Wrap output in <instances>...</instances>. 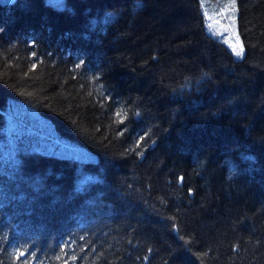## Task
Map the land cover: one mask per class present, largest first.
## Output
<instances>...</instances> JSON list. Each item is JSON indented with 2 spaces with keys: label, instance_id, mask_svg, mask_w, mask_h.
I'll list each match as a JSON object with an SVG mask.
<instances>
[{
  "label": "trees",
  "instance_id": "1",
  "mask_svg": "<svg viewBox=\"0 0 264 264\" xmlns=\"http://www.w3.org/2000/svg\"><path fill=\"white\" fill-rule=\"evenodd\" d=\"M235 4L241 59L200 0L0 4V264H264V0Z\"/></svg>",
  "mask_w": 264,
  "mask_h": 264
},
{
  "label": "rangeland",
  "instance_id": "2",
  "mask_svg": "<svg viewBox=\"0 0 264 264\" xmlns=\"http://www.w3.org/2000/svg\"><path fill=\"white\" fill-rule=\"evenodd\" d=\"M51 3L55 5H61V0H49ZM213 0H200L201 11L205 20V31L207 34L220 40L222 44H225L226 47L231 51L232 55L235 59L242 58V46L240 37L237 31L236 23H237V6L235 4V0H218V3H213ZM218 22V23H217ZM236 46V50L241 52L240 56H236L232 50V46ZM15 114L23 113L29 114L31 119H29L34 125H40L43 122V119L36 111L24 110V107L15 106L13 109ZM44 123V122H43ZM44 125V124H43ZM28 127H31L30 125ZM28 127L21 128V131L25 133V130L28 131ZM46 136V135H44ZM31 137V136H30ZM29 140V141H28ZM28 141V146L31 149H34L39 152H43L50 155H68L66 151V143L62 141L60 138H51L50 142L47 145H43L34 139H27L24 143ZM72 147L70 146V149ZM23 152L20 145L11 141L9 138L0 135V160L3 157H12L16 154V152ZM73 151V148H72ZM77 151H80L84 154V156L79 160H94L95 155L79 148L74 151V154H77Z\"/></svg>",
  "mask_w": 264,
  "mask_h": 264
},
{
  "label": "snow or ice",
  "instance_id": "3",
  "mask_svg": "<svg viewBox=\"0 0 264 264\" xmlns=\"http://www.w3.org/2000/svg\"><path fill=\"white\" fill-rule=\"evenodd\" d=\"M13 2H14V0H0V4H10V3H13ZM105 22L107 23L108 21H105ZM2 31H3V28H0V32H2ZM232 50H233V52L235 53L236 56H240L241 55V52L236 50V46L235 45L232 46ZM84 63H85V61L81 60L80 64H78L77 67L78 68L81 67V65H83ZM122 123H123V121H122Z\"/></svg>",
  "mask_w": 264,
  "mask_h": 264
}]
</instances>
